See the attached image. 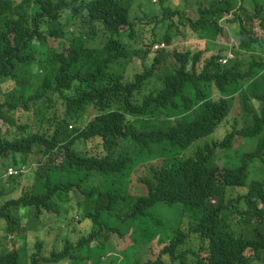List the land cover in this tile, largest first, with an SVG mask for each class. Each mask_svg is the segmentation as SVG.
I'll use <instances>...</instances> for the list:
<instances>
[{
  "label": "clouds",
  "instance_id": "9594fccd",
  "mask_svg": "<svg viewBox=\"0 0 264 264\" xmlns=\"http://www.w3.org/2000/svg\"><path fill=\"white\" fill-rule=\"evenodd\" d=\"M41 1L46 12H64L78 22L86 20L87 25L101 27L123 26L120 20L127 10L140 4L148 8L153 17L143 27L141 55L133 59L122 56L115 62L123 64L104 65L111 71L121 67L130 72L128 78L142 72L139 62H148L147 56L153 54L149 62L158 74L182 63L179 55L200 58L202 64L214 54L218 64H227L236 57L237 42L217 38L216 29L224 23L242 29L247 40L242 60L254 62V67L241 71L243 78L236 80L230 95L231 112L217 120L212 133L208 132V115L220 112L211 102L228 99L215 85L196 104L169 100L159 108L149 105L156 92H139L123 123L104 124L100 118L108 112L91 110L78 119L75 129L69 116L64 119L70 101L56 94L61 106L55 115L47 108L49 119L39 122L36 107L48 98L38 96V82L21 85L17 80L22 76L15 80L0 74V264H95L97 259V264H129L124 259L127 254L132 264H239L236 255H247L249 249L229 243L202 246L200 235L210 240L214 228L251 237L253 231L248 227L253 225L238 223L254 212V205L245 197L255 192L253 184H264V178L246 173L232 183L219 177L216 184H198L203 182V174H211L214 164L221 172L240 168L245 145L234 142L240 137L235 131L263 116L264 0ZM190 21L198 23L197 30L191 29ZM165 23L188 29L167 41L160 33ZM98 38L105 49L102 32ZM51 39L61 44L54 46ZM48 44L61 50L68 41L48 37ZM16 85L19 94L25 93L17 96ZM243 109L255 120L244 118ZM141 120V125H135ZM19 124L27 125L26 131L17 130ZM126 125L140 129L130 135ZM227 134L234 135L230 145ZM124 135L135 144L139 136L153 142L137 157L119 159L114 150ZM251 144L246 152L264 151V141ZM212 157L214 164L209 167ZM69 169L77 170L78 175ZM6 208L16 218H3ZM114 218L115 223H106ZM127 220L139 222L133 232L120 229ZM245 236L234 237L244 240ZM142 237L147 241L138 240ZM124 240L129 244L120 249ZM133 253L139 257L132 258Z\"/></svg>",
  "mask_w": 264,
  "mask_h": 264
},
{
  "label": "trees",
  "instance_id": "16d2710c",
  "mask_svg": "<svg viewBox=\"0 0 264 264\" xmlns=\"http://www.w3.org/2000/svg\"><path fill=\"white\" fill-rule=\"evenodd\" d=\"M152 17L153 13L140 4L137 8L127 10L126 15L120 20L127 26L126 28H123L124 25L101 27V25H87L86 20L78 22L64 12L56 14L46 12L41 0H0V74L9 75L15 80L22 76V79L17 80L21 85L30 83L35 85L38 82V96L45 95L48 98L46 102L38 104L36 107L37 113L40 114L39 122H43V118L49 119L48 115H45L47 108L51 107V111L55 115V109L61 106L60 100L54 98L56 94L60 98L63 96L67 101H70L64 119L69 116L75 129L79 127L78 119L82 115L87 117L91 110L99 113L108 112L100 118L104 124L123 123L127 113H130L134 107L135 94L139 92L147 91L150 94L156 92L149 105L158 104L159 108V104L164 106L169 100L196 104L206 95L211 86L215 85V89H219L222 95H228V99L211 102L220 112L214 117L208 115V132L212 133L218 125L217 120L226 115L229 116L231 112L230 95L235 90L236 80L243 78L241 71L254 67V62L242 60L245 55L244 45H247L242 29L228 26L225 23L216 29V36L222 42L233 40L234 43L237 42L234 45L237 47L236 57L225 65L218 64L214 54L202 64H199L200 58L189 59L179 55L178 62L182 63L172 68L170 72L158 74L153 62H149L150 58L153 60V54L147 56L148 62H139L142 72L137 73L134 77L128 78L127 75L130 72L122 70L121 67L113 71L105 69L104 65L110 66L115 61H120L122 56L133 59L141 55L140 40L143 39L141 37L143 27L150 24ZM190 26L192 30L198 29L197 22L190 21ZM187 29L188 27L185 25L174 26L165 23V28L160 33L168 41L170 36ZM99 32H102V36L105 37V49L98 43ZM48 37H64L68 44L61 50L52 48L48 44ZM189 52L192 55L196 54V50ZM153 79H156L154 85ZM15 94L20 95L18 85H16ZM64 103L67 102L64 100ZM242 112L244 118L255 120L250 118L248 110L243 109ZM135 121H139V119ZM143 122L144 120H141V123L135 125H141ZM246 125L235 131L240 137L237 136L238 138L234 142H242L245 145L244 161L240 168L221 172L214 164L215 158L212 157L209 161V167L214 164L211 174L201 176L203 182H199V187L216 184L219 177L232 183L237 179H242L246 173L264 178V151L256 148L251 153L246 152V147L253 146L251 142L258 144L264 141L262 139L264 136V113L261 120H255L253 124L246 123ZM27 127V125L19 124L17 130L26 131ZM126 127L129 129L128 125ZM139 129V126H135L128 131L130 135H134ZM36 135L34 133L33 138ZM68 135L71 136V132ZM227 136L226 140L231 141L227 145H230L234 135L227 134ZM258 138H260L259 141ZM247 139L251 142L247 143ZM151 142L153 141L150 138H140L139 136L135 144L132 138L127 139V136L124 135L114 153L118 155L119 159L137 157L140 152L148 151ZM257 170L262 171L260 176L257 174ZM68 172L78 175L75 169H69ZM253 187L255 192L254 190L250 191L245 198L249 204L254 205L252 208L254 212L247 214L238 223L241 226L253 225L252 227L247 226L253 231L251 237H247L243 232L237 230L230 234L218 232L214 228L210 229L212 233L209 236L210 240L200 235V240L203 241L202 246L212 248L229 243L249 249L247 255L242 252L236 255L239 264H264V184L256 183L253 184ZM259 205L261 207H258ZM2 217H8L9 221L16 218L9 208L3 211ZM113 222L115 223V218ZM138 224L137 221L129 222L127 220L120 229L125 232H133ZM242 234L246 237L245 241L234 237ZM147 239V237H142L138 240L146 242ZM128 244L129 242L124 240L120 249ZM169 256L174 262L173 255ZM137 257H139L137 253L132 254V258L136 259ZM124 259L132 264L128 254L124 255ZM98 262H100L99 259L94 260L95 264ZM118 264L123 263L119 261Z\"/></svg>",
  "mask_w": 264,
  "mask_h": 264
},
{
  "label": "rangeland",
  "instance_id": "374dc122",
  "mask_svg": "<svg viewBox=\"0 0 264 264\" xmlns=\"http://www.w3.org/2000/svg\"><path fill=\"white\" fill-rule=\"evenodd\" d=\"M50 44L54 45V46H59L61 44V42L58 40V39H51L50 40ZM144 49H146V47L144 46ZM168 60L171 59L170 56L167 57ZM257 174L260 176L262 174V171L261 170H257ZM114 220L113 219H109V220H106V223H112ZM109 250H112V248H109ZM150 256H154V253H151Z\"/></svg>",
  "mask_w": 264,
  "mask_h": 264
}]
</instances>
